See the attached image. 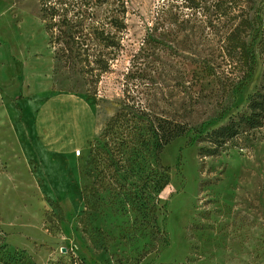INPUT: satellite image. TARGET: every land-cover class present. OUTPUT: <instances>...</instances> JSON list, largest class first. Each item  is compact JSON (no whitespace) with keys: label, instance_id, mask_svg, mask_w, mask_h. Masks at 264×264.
Listing matches in <instances>:
<instances>
[{"label":"rangeland","instance_id":"1","mask_svg":"<svg viewBox=\"0 0 264 264\" xmlns=\"http://www.w3.org/2000/svg\"><path fill=\"white\" fill-rule=\"evenodd\" d=\"M216 2L199 9L186 0L79 4L88 19L117 14L125 26L109 69L90 87L88 75L64 67L54 74L53 35L39 0H0V264H264V124L217 155L202 158L207 144L196 140L198 130L204 135L246 112L264 72V43L249 35L256 66L237 80L242 68L221 45L239 18L216 20ZM150 38L159 42H144ZM125 97L149 101L190 128L160 154L170 183L155 224L112 201L108 189L98 191V203L90 197L89 147L112 102ZM22 107H36L33 120L48 122V199L39 189L41 163L14 135L15 121L26 123Z\"/></svg>","mask_w":264,"mask_h":264},{"label":"trees","instance_id":"2","mask_svg":"<svg viewBox=\"0 0 264 264\" xmlns=\"http://www.w3.org/2000/svg\"><path fill=\"white\" fill-rule=\"evenodd\" d=\"M186 1L191 8L199 9L206 0ZM39 3L46 28L53 35L50 41L55 47L54 74L64 67L71 76H90L89 85L94 87L109 69L111 53L112 58L121 45L120 36L125 27L123 19L117 14L105 18L84 17L79 12V4L87 5V0H39ZM213 13L216 20L239 18L237 23L229 26L221 48L232 65L242 68L237 79L241 82L256 66L255 54L247 37L252 35V39L258 38L264 43V0H217ZM213 21L209 19V25ZM156 41L159 42L154 38L144 40L148 43ZM205 62L208 59L203 58L200 64L208 70ZM103 102L104 99L99 98L98 106ZM112 104L116 107L90 145L85 160L95 185L90 197L98 203L102 201L98 191L108 189L115 194L112 201L128 204L147 224H155L159 195L170 183V167L162 163L160 154L190 128L187 122L158 112L149 101L125 97ZM263 124L264 72L259 87L249 99L246 112L204 135L197 131L196 140L207 144L200 150L201 157L219 154L227 142ZM87 197L86 203L89 201Z\"/></svg>","mask_w":264,"mask_h":264},{"label":"crops","instance_id":"3","mask_svg":"<svg viewBox=\"0 0 264 264\" xmlns=\"http://www.w3.org/2000/svg\"><path fill=\"white\" fill-rule=\"evenodd\" d=\"M23 118L26 123L21 120H16L14 125V135L17 141L24 146L28 157H36L42 165V169L38 170L40 181V193L48 199V122L38 117L40 125L35 126L37 118L33 120V113H36L37 108L32 112L30 108H21ZM38 134V135H37ZM33 137V142L29 140Z\"/></svg>","mask_w":264,"mask_h":264},{"label":"built area","instance_id":"4","mask_svg":"<svg viewBox=\"0 0 264 264\" xmlns=\"http://www.w3.org/2000/svg\"><path fill=\"white\" fill-rule=\"evenodd\" d=\"M76 264V263H75Z\"/></svg>","mask_w":264,"mask_h":264}]
</instances>
